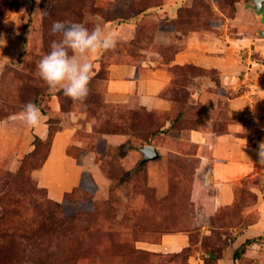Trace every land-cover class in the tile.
Segmentation results:
<instances>
[{
  "label": "rangeland",
  "instance_id": "rangeland-1",
  "mask_svg": "<svg viewBox=\"0 0 264 264\" xmlns=\"http://www.w3.org/2000/svg\"><path fill=\"white\" fill-rule=\"evenodd\" d=\"M115 1L0 0V36L10 41L20 36L22 40L15 58L0 62V124L19 120L23 106L34 103L45 116L47 135L61 130L69 133L64 151L76 169L63 178L69 183L59 201L49 200L33 173L43 162L51 137L39 140L29 128L24 136L25 127L17 124L13 141L0 149V264H202L200 260L208 252H221L229 246L221 236L228 238L230 228L260 220L257 206L252 204L259 192L264 199V162L257 175L239 181L233 205L210 216L211 233L204 236L208 233L203 230L206 221L195 216L191 201L193 169L201 149L198 152L181 141L184 133L180 132L202 127L206 118L195 102L194 91L207 80L218 93L212 116L217 118L213 122L216 132L234 122L228 109L244 111L243 100L228 96V101L218 87L221 75H237L240 65L264 63V40L259 34L264 29L263 14L255 16L249 10L250 0H191L188 7L177 8L178 16L172 22L175 43L154 45L144 34L140 46L167 58L180 48L181 36L195 33L191 46L196 57L189 62L203 70L184 66L170 71L171 82L162 95L173 107V115L167 117L103 104L102 68L93 76L83 103L50 90L38 75L40 58L50 51L53 40L61 38L52 32L54 22L82 23L91 30L99 24L98 17L106 20L126 15L129 1L134 9L149 4L147 0H121L119 5ZM225 51L230 61H222ZM218 67L225 68L220 71ZM216 78L218 85L213 82ZM52 95L59 106L54 114L46 108ZM168 118L170 127L163 130ZM10 126H6L8 131ZM246 131V142L251 144L252 130ZM143 145L157 148L160 159L137 168V149ZM176 232L188 237L190 247L181 253L159 254L134 247L136 242L158 244L161 235Z\"/></svg>",
  "mask_w": 264,
  "mask_h": 264
},
{
  "label": "crops",
  "instance_id": "crops-1",
  "mask_svg": "<svg viewBox=\"0 0 264 264\" xmlns=\"http://www.w3.org/2000/svg\"><path fill=\"white\" fill-rule=\"evenodd\" d=\"M107 1L114 2L115 0ZM147 2L149 4L140 7L137 12L132 11V4L129 1L130 5L126 10V15H115L106 20L98 17L99 20L101 19L99 25L105 33L110 31L117 33L118 43L114 51L90 56L88 59L93 65L95 74L101 68L105 71L103 104L123 105L130 110L142 109L146 112L162 113L171 117L173 115L172 104L162 97L164 89L171 82L168 69L173 66L201 68L195 63L189 62L195 60L196 57V51L191 46L193 42L191 39L195 37V33L191 32L186 36H181L180 48L172 54L171 60H167L159 52L151 51L140 45L144 44V34L148 35L149 41L154 45L167 47L169 44L175 43L177 32L173 23L178 16L176 15L177 8L179 6L188 7L191 0H147ZM115 3L119 5L121 0H116ZM3 39L6 44L0 48V62L4 61V58L8 61L14 59L22 49L20 36L11 41L8 37ZM224 55L226 56L222 58L223 62L230 57L226 51ZM220 66H222L221 63ZM218 68L223 71L225 67ZM221 80L218 87L220 95L226 99L228 96H233V100L238 99V102L243 100L244 111L238 112L237 107L228 109L227 115L234 122L226 124L222 129L223 132H216V127L213 124L217 119L213 118L216 106L213 101L218 93L215 94L213 91L215 86L207 80L202 83L201 88L198 87L194 91L195 102L199 104V109L204 112H202L205 115L203 117L206 118L202 127L180 132V134L184 133L181 141L198 149V152L201 149V153L196 156L197 161L193 169L191 201L194 203L195 216L201 215L206 221L203 230L207 229L208 233L204 236L211 233L209 230L210 216H213L212 214L220 208L233 205L234 189L239 186V181L245 179L249 174L257 175L262 167L258 152L259 145L264 143V63L261 65L256 63L240 65L237 75H228L224 78L221 75ZM227 100L229 101V99ZM46 108L52 114L59 112L54 95L47 99ZM43 117L45 118L44 115ZM17 118L19 117L17 116ZM243 118L246 119L243 120ZM9 124L11 126L8 129L12 127L10 131L6 127ZM17 124L25 127L23 129L25 136L27 127L22 120H14L10 123L1 122L0 149L13 141ZM169 127L170 118L165 120L163 130H167ZM248 128L252 130L250 131L251 144L246 142L245 146L244 140L248 139L245 137V132ZM31 131L32 135L39 140H43L47 136L45 124L41 128L31 129ZM68 134L66 130L53 133L50 148L40 168L33 173L37 181L36 185L45 190L47 198L51 201H59L64 190L67 189L66 183H69L63 178L66 175L68 178L76 171L70 164L71 159L65 155L64 151L70 138ZM29 136L31 138V135ZM111 138L110 140L113 142L115 139ZM9 170L11 171V169ZM259 193L254 195L258 199L252 204V206H257L255 209L258 210L259 222L230 228L229 235H226L228 238L221 236L222 240L226 239L229 246H225L221 251L222 254L215 260V264H260L264 262V249L261 250L260 255H256L252 248L254 244L264 245V199H260ZM195 221L194 217L193 226ZM245 241H249V244L245 245L242 253L233 259V252ZM188 245V237L185 233H173L161 235L158 244L136 242L134 247L147 252L172 254L178 253ZM203 261L204 259L200 260L202 264Z\"/></svg>",
  "mask_w": 264,
  "mask_h": 264
},
{
  "label": "clouds",
  "instance_id": "clouds-1",
  "mask_svg": "<svg viewBox=\"0 0 264 264\" xmlns=\"http://www.w3.org/2000/svg\"><path fill=\"white\" fill-rule=\"evenodd\" d=\"M52 32L61 38L53 40L50 51L40 58L36 66L38 75L50 90L62 91L73 102L83 103L90 94L89 84L95 74L88 58L114 51L118 43L117 33H105L99 24L90 30L82 23L64 21L54 22ZM5 44L0 37V48ZM19 119L29 129L41 128L45 123L40 109L32 102L23 106ZM258 155L260 163L264 162V143L259 145ZM252 248L256 255H260L264 245L254 244Z\"/></svg>",
  "mask_w": 264,
  "mask_h": 264
},
{
  "label": "water",
  "instance_id": "water-1",
  "mask_svg": "<svg viewBox=\"0 0 264 264\" xmlns=\"http://www.w3.org/2000/svg\"><path fill=\"white\" fill-rule=\"evenodd\" d=\"M248 8L254 13L255 16H260L263 14L260 19L264 25V0H250L248 2ZM259 34L264 40V29L259 32ZM137 153L140 155L137 168H139L144 163L154 162L160 159L157 149L149 145H143L137 149Z\"/></svg>",
  "mask_w": 264,
  "mask_h": 264
},
{
  "label": "trees",
  "instance_id": "trees-1",
  "mask_svg": "<svg viewBox=\"0 0 264 264\" xmlns=\"http://www.w3.org/2000/svg\"><path fill=\"white\" fill-rule=\"evenodd\" d=\"M27 1H29V0H27ZM132 11L133 12H137V11H139L140 10V7H139V9H134L133 8V4H132ZM174 53V52H173ZM172 53V54H173ZM172 54H170V55H168V57H167V60H171V57H172ZM184 68V66H181V67H178V66H173V67H171V68H169L168 69V72L170 73V71L171 70H173V69H183ZM196 70H203V69H199V68H196ZM207 71V70H206ZM105 77H106V74H105V71H104V79H105ZM213 82L216 84V85H218V79L216 78L215 79V81L213 80ZM62 91H58V93H61ZM150 113H152V112H150ZM177 116H179V114L177 115ZM191 129H194V128H189L188 130H191ZM49 137H51L50 136V133L47 135V137H46V140L48 141V138ZM42 164V163H41ZM41 164H40V166H41ZM40 166L39 167H37V168H35V170H37V169H39L40 168ZM20 169V168H19ZM20 170H18V172H19ZM18 172H17V174L16 175H18ZM16 175H14L13 177H15ZM39 189H41V188H39ZM41 190H43L44 191V193H45V190L44 189H41ZM177 233V232H176ZM170 234H173V233H170ZM249 244V241H245L239 248H237L234 252H233V254H232V258L234 259V258H236L237 257V255L238 254H240V253H242V251H243V249H244V246L245 245H248ZM190 246L188 245L187 247H185V248H183V249H181L178 253H181L182 251H184V250H186V249H188ZM216 248V247H215ZM138 251V250H137ZM140 251V250H139ZM178 253H174V254H178ZM221 252L219 251L218 252V249H217V251L215 250V251H213V252H208L207 253V258L204 260V261H210L212 264H215V260L217 259V258H219L220 256H221ZM154 255V254H153ZM203 261V262H204ZM52 263V262H51ZM50 264V263H49Z\"/></svg>",
  "mask_w": 264,
  "mask_h": 264
}]
</instances>
